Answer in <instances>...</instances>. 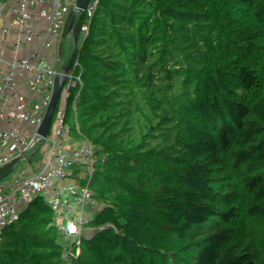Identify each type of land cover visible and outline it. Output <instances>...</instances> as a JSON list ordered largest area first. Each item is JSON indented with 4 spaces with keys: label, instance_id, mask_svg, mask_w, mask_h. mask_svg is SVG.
<instances>
[{
    "label": "trees",
    "instance_id": "16d2710c",
    "mask_svg": "<svg viewBox=\"0 0 264 264\" xmlns=\"http://www.w3.org/2000/svg\"><path fill=\"white\" fill-rule=\"evenodd\" d=\"M200 1L237 38L228 67L200 17L152 0H107L98 81L65 51L60 110L87 92L35 157L31 264H264V0ZM14 12L49 30L55 17L50 0H0V62L20 73L36 50L4 23ZM7 94L0 76V103Z\"/></svg>",
    "mask_w": 264,
    "mask_h": 264
},
{
    "label": "built area",
    "instance_id": "2783aa9c",
    "mask_svg": "<svg viewBox=\"0 0 264 264\" xmlns=\"http://www.w3.org/2000/svg\"><path fill=\"white\" fill-rule=\"evenodd\" d=\"M50 1L54 11L63 0ZM152 1L160 4L167 13L172 14L181 9L189 11L193 0ZM106 2L107 0H89L85 5L76 9L68 30L70 53L77 58L85 70L86 80L91 82L100 79L97 64L93 59L94 32L100 17L107 9ZM200 18L222 48L221 65L228 67L234 58L232 45L237 38L233 33L224 38L219 34V23L223 20L222 10L219 7H213ZM4 23L10 24L19 32L24 44H31L35 48L36 56L20 73H15L0 62V76L8 89V94L0 103V148L8 155L6 161H0V261L12 236L20 210V203L8 197L5 184L19 183L21 186L27 163H29L30 149L38 133L46 124L47 118L44 114L49 113L54 100L53 76L46 78V74L53 69L58 56L55 29L49 30L37 26L24 19L19 12L5 16ZM75 35L79 37L77 43L74 41ZM245 38L247 41L252 39ZM240 74L237 72L236 77L241 84L256 91L255 87L250 86V82L248 83ZM42 80H45V84L41 89ZM86 92V87L80 88L78 95L72 97L65 108L59 111L58 119L46 146L49 153L53 152L59 140L63 122L81 104V95ZM59 119L60 122H58ZM48 164V160L43 161L45 168ZM40 203V197L36 193L14 251V256L17 258L15 264H31L26 256L27 238L31 230L30 225L43 219L42 208H36Z\"/></svg>",
    "mask_w": 264,
    "mask_h": 264
},
{
    "label": "water",
    "instance_id": "95a60500",
    "mask_svg": "<svg viewBox=\"0 0 264 264\" xmlns=\"http://www.w3.org/2000/svg\"><path fill=\"white\" fill-rule=\"evenodd\" d=\"M80 1L82 0H63L53 11L55 17L54 29L57 40L56 47L58 54V65L62 75L64 76V83L56 88L54 94V100L51 109L48 113L49 115L46 124L43 127V129L38 133L37 139L34 143L33 150L30 155L29 163H28V167L31 170V174H32V188L28 196L24 198L20 204L18 219L13 228L12 236L9 240L5 253L0 261V264L12 263L14 251L17 246L24 221L27 217L28 210L32 205L34 197L36 195L37 176L35 171V165H36L35 157L39 149L45 148L47 146L52 130L58 119L62 98L70 89V72L66 66V61H65V51L69 48L68 31L65 21L63 19V13L71 5Z\"/></svg>",
    "mask_w": 264,
    "mask_h": 264
},
{
    "label": "crops",
    "instance_id": "0c3cea01",
    "mask_svg": "<svg viewBox=\"0 0 264 264\" xmlns=\"http://www.w3.org/2000/svg\"><path fill=\"white\" fill-rule=\"evenodd\" d=\"M87 1L89 0H86V2L83 5H85L87 3ZM191 9H189V13L194 15V16H197V17H201L203 16L207 11L206 9L203 8V3L200 1V0H194L191 2ZM80 8V7H78ZM77 8V9H78ZM73 14H69L68 15V19H69V24L67 25L66 22V26H67V31L70 29V26H71V22H72V18H73ZM64 20H65V15H64ZM227 21V20H226ZM219 27H220V30L225 33V34H228L230 32V23L226 24L223 20L221 21V23H219ZM75 42L77 43L78 40H79V37L78 35H75ZM81 67V70H82V75L85 74V70L83 69V67L80 65ZM8 159V155L7 153L0 148V161H6ZM0 180H1V176H0ZM5 189L7 191V194H8V197L12 200V201H17L18 203L21 204V202L23 201L24 199V190L21 189V186L19 185V183H8V184H5ZM26 198V197H25Z\"/></svg>",
    "mask_w": 264,
    "mask_h": 264
},
{
    "label": "rangeland",
    "instance_id": "374dc122",
    "mask_svg": "<svg viewBox=\"0 0 264 264\" xmlns=\"http://www.w3.org/2000/svg\"><path fill=\"white\" fill-rule=\"evenodd\" d=\"M85 2H86V0H82V1L77 2V3H75V4H73V5L70 6L69 10L65 14V22H66L67 25L69 24L68 23L69 22L68 15L69 14H72L73 12H75L76 9L78 7H81L82 4H84ZM223 21L227 24V21L225 19H223ZM229 29H230V32L228 34L223 33L220 29H219L218 32L224 38V37H226V36H228V35H230V34L233 33L232 32L233 31L232 28L230 27ZM67 66L70 69L69 63H67ZM51 76H53V78H52V89H53V92L55 93L56 88L64 83V76L62 75V73L60 71V68H59V65H58V56H57V61L55 62V65H53V69L46 74V78L51 77ZM240 76L244 77L248 81V83L249 82L251 83V81L254 82V83H256V81L254 79H252L251 77H248L247 75L244 76L243 74H240ZM250 83H249V85H250ZM44 84H45V80H42L40 82V88L41 89L44 87ZM260 92L262 94H264V88H261L260 89ZM48 115H49L48 113H45L44 114V117L45 118H48ZM58 122H60V119L58 120ZM30 173H31V171L29 170L25 174V181H26V185H27L26 191H28V189H29L28 188V184H29V180H30V176H31ZM16 260H17L16 256H13L12 264H15L16 263Z\"/></svg>",
    "mask_w": 264,
    "mask_h": 264
}]
</instances>
